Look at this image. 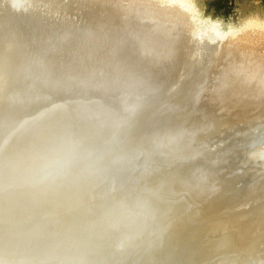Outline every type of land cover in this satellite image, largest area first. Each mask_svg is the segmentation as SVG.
<instances>
[{
  "label": "bare ground",
  "instance_id": "6f19581e",
  "mask_svg": "<svg viewBox=\"0 0 264 264\" xmlns=\"http://www.w3.org/2000/svg\"><path fill=\"white\" fill-rule=\"evenodd\" d=\"M259 24L0 0V264H264Z\"/></svg>",
  "mask_w": 264,
  "mask_h": 264
},
{
  "label": "rangeland",
  "instance_id": "374dc122",
  "mask_svg": "<svg viewBox=\"0 0 264 264\" xmlns=\"http://www.w3.org/2000/svg\"><path fill=\"white\" fill-rule=\"evenodd\" d=\"M190 2L196 18L204 28L214 27L220 32H227L245 28L249 23L264 25V0H190Z\"/></svg>",
  "mask_w": 264,
  "mask_h": 264
},
{
  "label": "water",
  "instance_id": "95a60500",
  "mask_svg": "<svg viewBox=\"0 0 264 264\" xmlns=\"http://www.w3.org/2000/svg\"><path fill=\"white\" fill-rule=\"evenodd\" d=\"M206 66H208V65H206ZM195 68H197L198 69V67H197V65L195 66ZM203 68H205V67H199V71H202L203 70ZM204 76L205 75H202V77H203V79H204ZM202 77H201V79H202ZM192 80H198V79H192ZM157 112H159V111H157ZM157 112H154L155 113V115H156V113ZM154 113H153V115H154ZM148 116V115H147ZM129 117V120H130V115L128 116ZM176 121L177 122H179L178 121V119L176 118ZM131 122H132V119H131ZM133 124H135V123H133ZM157 125H159L158 123H154L153 125H148L147 123H145V121H141V123L139 124V128H141L140 130H141V132H142V134L144 133V131L146 132V131H148V133H147V136L145 137V135H144V137L145 138H142L143 140H141V142L142 143H144L145 141V143H147L148 144V142H149V140L154 136H158V134H159V137L158 138H160V139H158L157 140V142H159V143H163V142H166L164 139L166 138V136H167V132H166V130H163V129H161L160 127H158ZM145 126H146V128H145ZM155 126H157L158 127V129H156V127ZM160 130V131H159ZM154 134V135H153ZM162 137V138H161ZM191 138V137H190ZM153 140H154V138H152ZM192 139V138H191ZM16 141H17V143H19L20 141H21V138H17L16 139ZM64 145V144H63ZM182 147H184V146H182ZM59 151H64L63 149H60V147H59ZM248 164H249V169H248V173L249 172H254V173H256L253 177H248V179L251 181V180H253V179H255L257 176H261V175H264V157L263 158H260V160L258 159V160H256V158H254L253 160H251V161H246ZM260 167H263L262 169H260ZM260 169V170H259ZM245 176V175H244ZM251 178H253V179H251ZM154 205V204H153ZM158 206V205H157ZM159 207V209L162 211V209L160 208V206H158ZM256 261H258V262H260V260H256ZM261 262H264V261H261Z\"/></svg>",
  "mask_w": 264,
  "mask_h": 264
}]
</instances>
